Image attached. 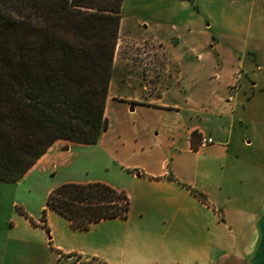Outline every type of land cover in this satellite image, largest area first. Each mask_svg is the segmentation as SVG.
<instances>
[{"label": "crops", "instance_id": "obj_1", "mask_svg": "<svg viewBox=\"0 0 264 264\" xmlns=\"http://www.w3.org/2000/svg\"><path fill=\"white\" fill-rule=\"evenodd\" d=\"M157 24L128 31L131 39L152 40L161 58L146 63L148 69L127 58L114 61L108 127L95 143L113 148L110 159L130 171L131 190L111 185L128 195L127 217L80 230L48 208L50 252L75 264H264V156L253 151L247 128L246 117L256 122L260 114L245 108L239 76L245 57L220 34L210 44L209 31ZM236 123L241 134L233 141ZM259 128L252 132H264ZM202 135L214 142L199 148ZM56 150L53 144L49 163L44 155L25 174L67 163L70 155ZM92 181L98 180L84 182ZM54 223L65 233L58 237Z\"/></svg>", "mask_w": 264, "mask_h": 264}, {"label": "trees", "instance_id": "obj_2", "mask_svg": "<svg viewBox=\"0 0 264 264\" xmlns=\"http://www.w3.org/2000/svg\"><path fill=\"white\" fill-rule=\"evenodd\" d=\"M122 3L0 0V180L20 179L58 140L95 144L107 129ZM46 206L87 230L126 218L130 200L101 181L64 182Z\"/></svg>", "mask_w": 264, "mask_h": 264}, {"label": "rangeland", "instance_id": "obj_3", "mask_svg": "<svg viewBox=\"0 0 264 264\" xmlns=\"http://www.w3.org/2000/svg\"><path fill=\"white\" fill-rule=\"evenodd\" d=\"M121 15L124 29L120 34L118 31L113 64L127 58L135 60L140 67H147L145 69L152 68L146 63L161 58L160 47L141 36L131 39L127 33L154 28L157 23L167 25L168 29L188 27L209 31L214 35L209 39L210 44L219 34L235 44V50L242 51L245 57V67L239 74L245 108L260 114L254 117L256 122L246 117L247 128L254 140L253 151L262 152L264 156V132H252L256 126L264 129V0H123ZM256 46L259 51L255 55ZM148 74H152L151 71ZM236 124L233 141L241 134ZM166 138L167 135L161 133L158 140L161 147ZM54 144L56 151L62 149L66 157L70 155L67 163L57 160L51 167L49 164L40 166L17 181L0 180V264H75L65 255L60 257L57 249L50 252L46 198L51 186L56 187L65 180L94 179L131 190L130 171L110 159L113 148L67 140ZM44 155L43 161L49 163L50 147ZM54 230L58 237L65 233L60 223H54ZM89 261L90 264L105 263L103 259Z\"/></svg>", "mask_w": 264, "mask_h": 264}, {"label": "built area", "instance_id": "obj_4", "mask_svg": "<svg viewBox=\"0 0 264 264\" xmlns=\"http://www.w3.org/2000/svg\"><path fill=\"white\" fill-rule=\"evenodd\" d=\"M214 139L211 136H206V135H202L199 137L198 139V147L199 148H204L206 147L208 144L213 143Z\"/></svg>", "mask_w": 264, "mask_h": 264}]
</instances>
